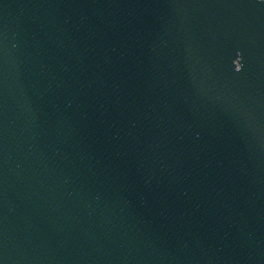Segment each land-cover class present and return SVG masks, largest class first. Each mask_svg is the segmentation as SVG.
Wrapping results in <instances>:
<instances>
[{
    "label": "water",
    "instance_id": "water-1",
    "mask_svg": "<svg viewBox=\"0 0 264 264\" xmlns=\"http://www.w3.org/2000/svg\"><path fill=\"white\" fill-rule=\"evenodd\" d=\"M0 264H264V0H0Z\"/></svg>",
    "mask_w": 264,
    "mask_h": 264
}]
</instances>
